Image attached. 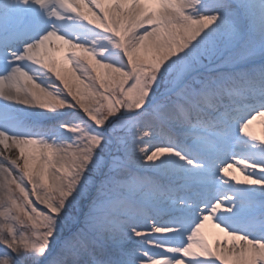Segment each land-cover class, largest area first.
<instances>
[{"label":"snow or ice","instance_id":"snow-or-ice-1","mask_svg":"<svg viewBox=\"0 0 264 264\" xmlns=\"http://www.w3.org/2000/svg\"><path fill=\"white\" fill-rule=\"evenodd\" d=\"M256 122L264 0H0V264H264Z\"/></svg>","mask_w":264,"mask_h":264},{"label":"bare ground","instance_id":"bare-ground-1","mask_svg":"<svg viewBox=\"0 0 264 264\" xmlns=\"http://www.w3.org/2000/svg\"><path fill=\"white\" fill-rule=\"evenodd\" d=\"M261 124L260 122H256L254 125H253V131L257 134V135H264V129H261L260 125ZM243 177H241L242 179ZM210 232H215L216 230L214 229H209Z\"/></svg>","mask_w":264,"mask_h":264},{"label":"rangeland","instance_id":"rangeland-1","mask_svg":"<svg viewBox=\"0 0 264 264\" xmlns=\"http://www.w3.org/2000/svg\"><path fill=\"white\" fill-rule=\"evenodd\" d=\"M259 125H260L261 129H264V125H262V124H259Z\"/></svg>","mask_w":264,"mask_h":264}]
</instances>
